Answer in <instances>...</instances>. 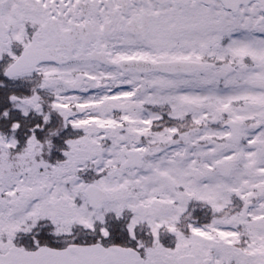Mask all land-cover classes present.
I'll return each mask as SVG.
<instances>
[{
  "label": "snow or ice",
  "instance_id": "snow-or-ice-1",
  "mask_svg": "<svg viewBox=\"0 0 264 264\" xmlns=\"http://www.w3.org/2000/svg\"><path fill=\"white\" fill-rule=\"evenodd\" d=\"M0 264H264V0H0Z\"/></svg>",
  "mask_w": 264,
  "mask_h": 264
}]
</instances>
